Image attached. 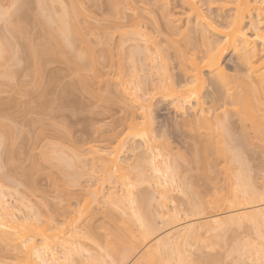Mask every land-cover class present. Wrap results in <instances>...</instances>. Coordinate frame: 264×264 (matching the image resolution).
Segmentation results:
<instances>
[{"label":"bare ground","instance_id":"bare-ground-1","mask_svg":"<svg viewBox=\"0 0 264 264\" xmlns=\"http://www.w3.org/2000/svg\"><path fill=\"white\" fill-rule=\"evenodd\" d=\"M75 1L77 0H71V4L70 2H68V4L70 5H67L66 2L63 3L64 1L62 0L60 1L39 0L40 6L41 7L43 6L42 7L43 9L38 6L42 10L41 11L42 13L40 11L39 12L43 17L42 19H44V22L42 19L41 22L44 23L43 24V26L45 25L44 28L48 30L46 32H48L49 38L50 37L51 39L54 38L53 41L55 40V42L52 44L53 41L52 42L50 41L52 45L49 44L48 47H45L46 44H44L43 42L41 43L43 44L44 47L42 46V44L40 45V43L37 44L36 46L40 45L43 47L40 48L39 46L40 49L38 48L37 53H40L41 55L42 53H46V51L52 52L56 49L58 50L62 49V51H64L65 54L69 56L72 55L73 56L72 58L75 59L74 62H76L77 64L80 63L83 64L87 62L86 64L90 65L93 68L96 65L95 61L97 57L95 58V56H97L98 53V51L96 53L97 47L102 46L101 48L108 51L106 55H110L108 54L111 51L110 41H113V39L116 37V36L114 37L113 35L115 31L113 30L111 31V29H114L117 31L115 33H117L116 35L118 36L116 37L118 39L117 46L125 48V50L128 49L129 47L127 51L129 52V56L128 57L125 56V59L131 57L134 60H136L134 56H137V54H141L144 52L146 57L149 56L152 59L154 57V52L155 53L157 52L160 55L161 63L163 65H166L167 60L168 62H170L169 60H171V56L174 55L175 57L174 59L176 60L181 70L182 80L181 82H178L176 80L169 79L162 86L158 87L161 90L160 93L162 96L161 98L171 99L172 106L173 108H176L177 111L178 110L184 111L183 109H185L187 105L188 106L191 105L190 108L191 110L190 112H188L189 115H191L190 116L191 119L189 120V122L192 123V121H194L193 126L195 125V127L199 124V127L198 126H197L198 128L196 127L198 131L200 127H203L205 129L204 132L197 131V133H195L192 142H190L191 144L190 156H185L183 155L184 153L178 154L186 162V164L183 163L184 161H182L179 156H178L179 157L178 160L176 156H175L176 158L174 157L175 158L174 160L177 161L174 162L177 163V165L175 164V166L176 167L178 166V173L181 175V178H183L182 179L183 184L182 183L181 184L182 186L184 185L185 195L187 196L186 200H188L189 202V203L187 202L190 207L188 209L191 211L192 217L194 218L186 223L177 226L172 230H169L167 233H164L163 235H158L156 237L154 236V234L161 229L160 227L161 223L159 229L157 227L159 223L157 225L155 219H159L161 217L162 219L160 218V220H162L163 223L165 222L166 225H168L167 223L172 224V222L175 221V219L176 220L180 219L179 216H177L178 210L173 212L171 209H169V206L166 208V206L168 205L167 199L170 200L169 198L170 193L168 195L169 190L168 188H166V184L170 182L169 179L174 181V177L175 174H177V172L175 173L172 164L168 165V163H167L168 166H164L166 168L161 169L162 167L160 168L159 164L155 162V158H154L155 156L154 157L151 156V159L149 158V156H147L149 158L148 161L150 160L148 166L149 167L151 166L150 167V169H152L151 172L155 173V174L152 173L153 174L152 177L150 176V174L147 175L153 178L151 179L153 181V184L155 182L157 187L158 186L161 187L159 191L160 193L159 197L161 198L160 204L163 203L161 205L163 206V210L157 211L156 213H153L152 211L154 208H152L150 203L153 200L151 199V196L155 194L154 193L155 190L153 192H151L152 190L150 189L148 190L152 193L151 196H149L147 192L146 193L148 195L146 193H142L141 195L140 194L141 191L139 192V194L142 196L141 197L139 195L140 203L142 202V206L140 203L138 204L139 206L136 203L137 201H139L137 200L139 198L135 199L137 197V194L134 195L136 196L135 198L134 197L132 198L131 196H130L131 198H129L127 197L128 196L127 194L126 197L130 202L126 203L127 198L124 199V196H121L126 194H120L116 190L115 191L110 190L111 192H109L108 194L106 193L107 195H105L104 197L105 205L107 204L109 208L115 207L116 210L118 209L117 212L119 211V213H122L123 215L127 214V212L125 211L127 204L131 203L132 206L131 208L133 209V207L135 206L133 205V203L135 202L134 204H136L138 207L135 206L136 208L134 207V211L131 214L136 217L134 218L131 214L129 215H131L135 219V222H137V220L139 222L136 224L134 223L135 229H133L131 228L132 224L126 223L127 224L126 225L123 221L125 220L128 222L130 218L129 215H127V217L128 216L129 217L128 218L126 217L128 219L126 220V218L123 219L124 217L120 214V217H122L121 220L119 215L117 216L116 214L117 212H113L112 209L108 210L107 207V209L103 212L104 218H108L110 220L112 218L115 219L116 218L115 214H116V216L120 218L119 220H121L118 222L116 218V220L114 221L117 224V228L115 227L116 226L115 223L112 222L114 225L112 226V228L115 227L114 229H116L117 232H119L120 230L118 246L116 248H114L116 244L112 246L113 248H110L109 246V249L111 250L109 251V253H106L107 255H105L104 253L106 252L107 249L106 250L104 249L105 250L104 251L102 248V250L104 251L103 252L104 256H102L99 259L97 264H198L196 263L195 260H197L196 258H199L198 260H200L201 255L200 257L194 258L195 260L193 259L192 261V259L186 254L187 250H185V248L188 247L187 245H190L193 242L199 245L200 247H208L216 251V249H218L220 246L223 247L224 243L226 245V240L228 238L227 234L229 235L233 231H236L237 229H241L244 227L245 228L250 227L251 232L254 231L255 233L254 236L256 237V239L255 240L253 239V241L244 239L246 240L244 241L246 243H243L244 245L242 244L240 246L237 245V248H240L241 246H244V248L246 247L245 249L247 250L245 249L243 250L246 252L247 257L253 264H264V244L261 243L259 238V232L261 230V226L264 225V219L261 218L262 208L259 198L260 192L264 190V69H261L260 66L261 57H264V40L251 39L250 41H248L245 39L244 36L239 34L241 29L247 32L249 28H254V31L249 33V37H254L257 34L255 29H260L264 31V28L261 27V17L262 15H264V9L260 7L261 0H162V1L154 0L155 4H153V7L155 5L158 6V2L160 3L159 6L157 7V10L159 8L162 9L165 7L162 10V15L166 19L165 21H160L159 18H157L156 16L154 17L151 14L150 17L149 15H146L149 14L147 12L148 10L145 11L147 13H144V10H146L145 8L147 6L143 4L144 7H142L141 4L142 7L141 8L140 5L136 3L139 2V0L138 1L135 0L136 2L134 0H107L105 5L107 6L106 9H108L107 14L111 13V15L107 16L105 14L106 18H102V19H104L105 25L106 24L111 25V26L110 25L106 26L107 28L106 30L109 29L108 28L109 26L111 29L109 30L110 32L105 30L104 35H102L103 37L100 36V34L97 33V31L90 32L91 29L86 30L87 27L85 28L83 26V23L84 25H86V23L88 24V19L90 18L88 15L90 14L87 15L83 9L84 7H82L81 5L82 3L81 4L78 3L81 1L79 0L78 2ZM19 2L21 4V1ZM54 3L60 4L59 5L60 10L58 9L57 11L54 10L56 8L55 6L58 5V4L55 5ZM22 4H24V2H22ZM221 4H239L240 7L238 9H235L232 7L216 6ZM154 8L156 9V7ZM154 8L149 10L150 13L151 11L152 13L154 12L153 11ZM17 11H19V9ZM55 11L56 13H54ZM237 11H239L240 14L238 29L232 32H226L223 30L217 31V28H222V26L227 25L228 22L233 17L234 13ZM5 13L7 12H4V14ZM8 14L9 13H7L6 15ZM1 15L3 14L1 13ZM97 18L95 17L96 20H98ZM209 20L211 21V24H208ZM97 22H99V20ZM55 24L56 26H54ZM18 25L22 26L21 23ZM213 25H215V27H213ZM102 26L101 28H103ZM18 27L15 28L17 29ZM17 30H19V28ZM86 32L87 34L92 33L94 37L96 36V38H94L95 40H93L95 41L93 42L94 44L85 38ZM77 41H81V44H84L82 45L83 47L81 49L78 48V43L80 42ZM140 41H142V43H140ZM143 43L145 44L143 45ZM1 44H3V41H1ZM2 49L6 52V55L8 54L7 52H10V50L8 49H7L8 51L5 50L6 46L5 48L3 47ZM120 50L118 51L121 52ZM125 50L124 52H126ZM101 51L99 52L100 56H101ZM191 51H193V53H192V57L190 58L187 56V54ZM228 52L229 53L233 52L234 56L236 57V59H231L232 64L230 65L229 64L227 65V63L229 62L223 64L224 55ZM10 54L11 53H9V55ZM104 55H102V58L104 57ZM164 55L169 58L165 59ZM11 57L9 56V58ZM122 60H124L123 57ZM133 61H131L132 62L131 65L133 64ZM120 62L122 61L120 60ZM127 62L128 61H126V63ZM83 67L80 68L84 70L85 67L84 68ZM132 67H134V65ZM88 68L89 67L86 66L87 71H89ZM134 70H136V68H134ZM163 71L165 72L163 73L161 71L163 74H165L163 76L169 78L168 76L169 70L165 68ZM122 72L120 71L119 73V77L121 78V80H119L118 83L121 86L120 87L117 86L118 87L117 91L122 93L121 94L122 99L129 101L131 105H133L132 107L135 106L133 113H138V114L140 113L143 116L144 121L137 122L135 121L136 118L132 117L130 121L127 123L129 130L126 133V135H124L125 133L123 134V132L121 133L119 131L118 132L116 131L112 134L109 133L107 137L110 140L118 139L119 142L118 147H113V149L111 150H104V149L101 151L99 150L100 152L96 151L97 149L92 150V151L95 150V153H97L100 159L102 160L103 163H101V165H103L106 172L105 178L107 176V179L110 178V180H115L113 179L114 177L113 175L116 174L117 172L119 173V171L117 170H122L124 168L123 162L119 160L118 152L120 151V148L123 145L124 141H126L125 140L127 138L126 136H129L132 141H135L137 138H140L139 140L141 141L144 140L145 142L143 141V143H145V145H148L149 146L148 148L150 150L152 149L150 146L154 144L156 141L158 142L159 140H157V138H160L159 137L160 134L159 135L155 134L153 136H150L151 133L153 132L152 130H150L148 126V122L150 119L149 114L152 113L151 110L152 102L151 103L148 102L149 99H155L156 95H152L151 92H149L150 91L149 88L148 90L142 86L143 85L142 79L139 76L138 79L136 78L137 76L135 75H131V77L133 78L131 77L128 78L127 76L128 79H125L127 73L124 72L126 73L124 76ZM133 72L135 74V71ZM10 73L12 74V71ZM134 76L136 79L134 78ZM205 89H207L206 91L207 94L205 93ZM189 115H187L188 117H186V119L189 118ZM199 122L202 123V126H200ZM200 130H202V128ZM192 133H194V131ZM133 144L135 143L133 142L132 145L130 144L132 148L134 147ZM138 146H141V143ZM144 147L146 148V146ZM132 148L131 150L133 151ZM134 149L137 150L138 147ZM141 149H143L142 152L147 150V149L144 150V148ZM171 151L170 153L172 154L173 151L172 152ZM147 152L148 150L146 151V153L145 152L144 153L147 154ZM76 155L78 154L76 153ZM142 155L145 156L144 154ZM48 158L50 157L48 156ZM143 159L142 161L144 162L147 161ZM126 161L124 160V162ZM178 161L181 163H178ZM140 163L137 164L140 165ZM129 164L135 165L136 163L135 164L129 163ZM164 164H165V160H164ZM182 164H184L185 166ZM64 165L65 167L67 166L65 163ZM140 166H136V167L133 166L135 168L134 171L135 170L138 171V172L135 171L136 173H134L135 174L134 177H131L132 173L130 172L129 173L131 175L129 173L124 175V177L125 176L128 177V181L125 180L127 177L124 179L122 175L124 174V172L122 174L119 173L117 175H121L120 177L118 176L119 179L122 177L123 179L122 181L124 182L125 180V182H127L126 184L130 187L132 185L133 186L136 185V183L138 185V182L141 181L140 184L145 182L146 184H148L147 188H149L153 184H149L152 182L148 176L145 177L147 171L143 170V172L145 171L146 173L140 171L143 168V166L140 168V170H138L139 168L136 169L137 167ZM175 166L174 168H176ZM183 166L188 167L189 170L187 168L184 169ZM133 167H131L132 170ZM181 168H183L184 170L181 171ZM82 170L84 171V169ZM66 171L67 173H69L68 170ZM184 171L185 173L182 174ZM187 171L189 172L192 171L195 174L193 173L188 177L189 174ZM64 174L65 173H63V175ZM117 175H115L116 178ZM68 176L69 175H67V177ZM111 176L113 177L111 178ZM162 177H164V181H161V179H163ZM79 179L78 181L76 180V182L79 183ZM129 180L132 181L129 182ZM67 181L73 182V180L69 181V177ZM127 189L129 188L127 187ZM98 190L95 191L99 193ZM126 191L128 192V190ZM96 192H94V194ZM89 193L90 192L88 191V194ZM145 194L150 199L147 198ZM130 195L133 194L131 193ZM153 197L156 198L155 196ZM146 198L149 200H147ZM160 198L157 199L160 200ZM63 199L60 200H62L63 202ZM65 199L67 200L68 198ZM94 200L95 199L91 200V197H89V199L86 198L83 201V203H79L81 205L77 204L78 208L74 211L75 215L74 214H72V216H70L71 214L68 215V217L70 216L69 219L64 220V223L66 224L61 223L60 225H58L55 224L56 221L53 222L54 216H49V214H47L48 215L47 217L43 214L45 216L44 219L39 218L40 217L39 216L34 221H32L34 219L32 217H35V215L32 216V214L31 215L29 214L31 217H25V221L23 219L24 222H21V220L19 222V219L16 217V214L11 209L10 205H8L6 199L0 195V242L2 240V242L3 243L5 242L6 244L4 245L1 242L2 246L4 245L6 247V249L3 252L4 253L6 252V256H9L7 255V253L10 255L11 253H15L17 256L21 255L23 258L20 260H23V262L20 261V263L23 264H43L45 257L49 261H54V264L59 263L58 261H60L61 259L59 258L60 260L57 261V257L59 256H56L57 255L56 253L48 252L43 255H39L38 253L41 251L43 247L46 246L47 248H49V246L55 240L60 238L62 239L63 242H69L70 245L72 244L75 245L77 243V247H79V250L82 249L83 247L82 244H80L81 245L80 246L77 240L79 238L80 241V237L76 236L78 232L76 233L73 228L74 226L72 227V225H75L74 223L77 220L81 222L80 220L81 215L82 216L86 215L89 218L87 220L85 218L84 220V225L87 222L86 228L90 230L89 232L93 233L94 235L98 234L99 228L96 224L94 225L95 222L93 221V219L95 217V213H93L92 211L93 206L91 207V205H93L91 203L92 202L94 203ZM144 200H147L148 202ZM145 202L149 204V207L150 206L151 207L150 208L148 206L145 207L146 204ZM66 205L67 204H65L64 206ZM67 206L68 207H66V209L69 208V205ZM174 209L176 210L177 208L174 207ZM110 210L112 211L110 212ZM29 219L32 222H27V220ZM101 220L103 221V223L105 222L102 218ZM122 221L125 224V225L123 224L124 226L120 224V222ZM117 222L121 225V228L120 226H118ZM106 224L108 225V223ZM51 225H54V227L57 228L59 232L50 233L49 231L51 229ZM107 227L109 228L110 225ZM108 228L105 229L108 230ZM100 233L103 234V232ZM93 234L92 236H94ZM79 235L80 234H78V236ZM89 236L91 235L89 234ZM105 236L103 237V239L101 238L102 236H99V238H101L103 241ZM152 236H154L155 238L153 239ZM95 237L96 236H94V238ZM151 238L153 240H150ZM97 239L98 238H96L95 240L98 243L99 239L98 240ZM105 241L106 243H108L107 245H109L110 240L108 239L107 242V239H105ZM115 241L116 240H114V242ZM227 243L230 244L229 241H227ZM236 243L237 242H235V244ZM73 245L72 247H74ZM97 245H101V246L104 245L105 248L108 247L107 245L105 246V242H101V244L99 242V244ZM231 246L230 248H232ZM97 247L99 248V246ZM70 248L71 247H69L68 249ZM74 248H76V245ZM99 250L101 249L99 248ZM65 251H66L64 252L65 257L63 256V258L64 259L67 258L68 261L72 260L71 256L73 254L68 255L70 251L69 252H67L68 250ZM228 252L230 251L228 250ZM70 253H73V248ZM66 254L70 256V258L68 256L66 257ZM244 254L242 258L246 256V254L245 255ZM95 256L97 257L98 254L97 255L95 254ZM211 256L213 255H210V257ZM91 257L89 256L87 258V261ZM96 257L94 259V254H93L92 259H94L95 261L97 259ZM16 259L14 260L17 262ZM64 259H62L63 263H64ZM201 259H203V257H201ZM83 260L84 261L81 260L83 264H86L87 261L85 259ZM90 261L91 259L89 260V262ZM61 262L62 261H60V263ZM89 262L87 264H89ZM96 262L97 260L95 261V263ZM218 262H216V264ZM9 263L11 264V262ZM211 263L215 264L214 261H211ZM16 264H19V262H17ZM71 264H75V263H71Z\"/></svg>","mask_w":264,"mask_h":264},{"label":"rangeland","instance_id":"rangeland-1","mask_svg":"<svg viewBox=\"0 0 264 264\" xmlns=\"http://www.w3.org/2000/svg\"><path fill=\"white\" fill-rule=\"evenodd\" d=\"M19 1H21V4ZM46 1H49V0H46ZM62 1H64L63 3L66 2L67 5L71 4V0H62ZM79 1L81 2H78V0L75 2H78L80 4L82 3L81 5L82 7H84L83 9L86 12V14L87 15L90 14L88 15L90 17L88 19V24L86 23L87 26L84 25V23H83V26L85 28L87 27L86 30L91 29L90 32L97 31V33H99L100 36L104 35V31L107 29L106 26L110 24L105 25V21L102 18H106V15L107 16L111 15V13L107 14L108 9H106L107 6H105L107 0H79ZM22 2H24V4H22ZM68 2H70V4H68ZM17 3H19L20 5ZM136 3H138L140 7H141V4H142V7H144V5L147 6L145 8L146 10H144V13L148 12L149 14H146V15H149V17L151 14L154 17L156 16L157 18H159L160 21L166 20L165 17L162 15V10L165 7L162 9L159 8L160 10L159 9L157 10V7L160 4L159 2H158V6L157 5L154 6L156 7V9L153 7V4H155L154 0L152 1L151 0H144V1L139 0V2H136ZM54 4L55 5L58 4L56 6L54 5L56 7L54 10L56 11L57 9L60 10V7H59L60 4L59 3H54ZM38 6L41 7L39 0H0V10H1L0 11V48L2 49L3 47L5 48L6 46L5 50L6 51L10 50V52H7L8 54L6 55V52L3 49H2L3 51L0 49V51H2L0 52V54L2 53L0 55L1 57L0 58V137H3L4 139V146L3 148H0V175H1L0 176V195L6 199L8 205H10L11 209L15 212L16 217L19 219V222L20 220L21 222H24L25 217H31L30 216L31 214L32 216L35 215L36 217V218L32 217L34 218L33 220L31 218L32 221L37 219V217L39 216H40L39 218L44 219L45 216L47 217L48 216L47 214H49V216H54L53 222L56 221L55 224H58V225H60L61 223H64V220L69 219V217L72 216V214L75 215L74 211L78 208L77 204L83 203V201L86 198L89 199V197H91V200L95 199L94 203L93 202L91 203L93 204L91 205V207L93 206L92 211L93 213H95V217L93 219L95 223L94 222L93 223L94 225L96 224L99 228V229L97 228L98 234L94 235L93 233L89 232L90 230L86 228L87 222L84 225L85 218L86 220L89 218L86 215L85 216L81 215V219H80L81 222L77 220L76 221L77 224L75 222L74 223L75 225H72V227L74 226L73 227L74 231L76 233L78 232L76 236L80 237L81 242L79 241V238L77 240H78L79 245L82 244L83 246L82 249L79 250V247H77V243L75 244L76 248H74L75 245L72 244L74 246L72 247V245H70L69 242H63L61 238L55 240L49 246L48 249H50L49 253L50 252L56 253L57 254L56 256H59L57 257V261L60 259H61L60 261H62L61 263L60 261H58L59 263H55V264H64L62 260L64 259L63 256L65 257L64 252H66L65 250H68L67 252L69 251L71 252L72 248H73V253H70V252L69 254L67 253L68 255L73 254L72 255L73 257L71 256L72 260H70L71 263L83 264L82 262L84 261L83 259L87 261V258L89 256L90 257L92 256L90 259L91 261L92 260L94 261L96 257L95 254L96 255L98 254V256L96 257L97 258L96 263H95L96 260L94 262L93 261L89 262L90 259L86 262V264L88 262L89 264L90 263L97 264L99 259L102 256H104L103 252L106 249H107L106 252H104L105 255H107L106 253H109V251L111 250L109 249V246L110 248H113L112 246L115 244L116 245L114 248L118 246L120 230L119 232H117L116 229H114L115 227L117 228V224L114 221L116 220V218L118 222L122 220V217H120V214L124 217L123 219H125L127 215L131 214L134 211V207L139 206L138 204L140 203V196L142 195V193L147 192L149 196H151L152 195L151 192L155 190L154 191L155 194L151 196V199L153 200L150 203V205L152 206V208H154L153 210L151 208V210L153 211V213L163 210V206H161L163 203L161 202L162 204H160L161 198L159 197L160 196L159 191L161 187L159 186L157 187L155 182L153 184V181L151 180L153 179L151 177L153 176V174H155L154 172H151L152 170L150 169L151 166L150 167L148 166V163L150 161V160L148 161V159L149 158L151 159V156L152 157L155 156L154 157L155 162L159 164L160 168L162 167L161 169L166 168L164 166H168L172 164L173 169L175 170V173L177 172V174H175L174 181L169 179L170 182L166 184V188H168V190L170 191V192L168 191V195L170 193V197H169L170 200L167 199L168 205L166 206V208L169 206V209H171L173 212L178 210L177 216H179V218L181 219V220L175 219V221H173L172 224L167 223L168 225H166L165 222L163 223L162 220H160L161 217L160 218L156 217V218H159V219H155V221L157 222V225L159 223L157 227L159 228L160 223H161V226H160L161 229L159 228L160 230L158 229L159 231H157L156 232L157 234L155 233L154 236L156 237L158 235H163L164 233H167L169 230H172L176 228L177 226L183 223H186L194 218L192 217L191 211L188 209L190 207L188 205L189 203L188 200H186L187 196L185 195L184 185L182 186L183 178H181V175L178 173V166L177 167L175 166V164L177 165V163H174L177 161H175L174 159L176 157H177V160L179 157L181 158V156L178 155L180 153L181 154L184 153L183 155L185 156H190V146H191L190 142H192V139L195 133H197L198 130L196 129V127L197 126L199 127V124L197 123L198 125L195 127V125L193 126L194 121H192V123L189 122V120L191 119L190 118L191 115H189L188 112H190L191 110L190 109L191 105L189 106L187 105L185 109H183L184 111L182 110L177 111L176 108H173L171 99L161 98L162 97L160 94L161 90L158 87L162 86L169 79H173L178 82H181L182 80L181 70L176 60L174 59L175 58L174 55L171 56V60H169L170 62H168L167 60L166 65H163L161 63L160 55L157 52L156 53L154 52V57L157 56L158 54V56L155 57L156 59L154 57L152 59L149 56H148L149 58L146 57L145 52L141 53L143 55L137 54L138 57L134 56V58L137 61L131 57L127 58L129 56V52H127L129 47L128 49L125 50V48L117 46L118 39L116 37L118 36L116 35L117 33H115L117 31L114 29H111L110 28L111 25L108 27L109 29L106 31H109L110 29L111 31L112 30L115 31L113 35L114 37L115 36L116 37L114 38L115 41L114 39L113 41H110L111 51L109 50L110 52L108 53L110 55H106L108 51L101 48L102 46L97 47L96 53L97 51L98 53H97V56H95V58L97 57L95 61L96 65L94 64L95 68L94 67L92 68L90 65L86 64L87 62L85 61H84L85 63L83 64L82 63L77 64L76 62H74L75 59L72 58L73 56L70 55L71 56L70 57L69 55L65 54L64 51H62V49H60L61 51L58 49L52 52L46 51V53H42L40 55V53H37V52H38L39 46L42 44L41 42L46 44L45 47H48V45L49 44L52 45L55 42V40L53 41L54 38L53 39H51V37L49 38V34L48 32H46L48 30L44 28L45 25L43 26L44 19H42L43 17L41 15L42 13L41 8L43 6L41 8H39ZM152 7L154 8L153 10L154 12L152 13L151 11L150 13L149 10L153 9ZM18 9L19 11H17ZM3 11L9 14L6 15L7 13L4 14ZM56 11L54 13H56ZM1 13L3 15H1ZM15 13L16 14L18 13V14L16 15ZM95 17L96 18L98 17L97 19L99 20V22H97L98 20H96ZM99 18H101L102 21ZM41 19L43 20V22H41ZM16 23L18 24L21 23L22 26ZM54 26H56V24ZM101 26L103 28H101ZM15 27H18L19 30H17L18 28L16 29ZM88 34L87 32L85 33L86 35L85 38L88 39L92 43L95 42L93 40H95L94 38H96V36L94 37L92 33L91 34L88 33ZM1 41H3V44H1ZM50 41L51 42L53 41L52 44ZM81 41H77V42H80L78 43L79 49H81L83 47L82 45H84V44H81ZM39 43L40 45L36 46ZM140 43H142V41H140ZM144 44L145 43H143V45ZM42 46H40V48L44 47ZM118 50H120L121 52H119ZM124 50L126 52H124ZM100 51H101V56L99 55ZM9 53L11 54L9 55ZM104 53L106 56L104 55ZM118 53H121L122 55ZM192 53L193 51L189 52L187 56L191 58ZM102 55H104L103 58H102ZM9 56L10 57L12 56V57L9 58ZM125 56H127L126 57L127 59H125ZM122 57L124 60H122ZM167 58L169 57L165 56V59ZM231 59H236L233 52L226 53L223 58V64L224 63L226 64V62H229L227 63V65L232 64ZM120 60L122 62H120ZM125 60L128 61L127 62L128 64L126 63ZM131 61H133L132 65H131L132 63ZM232 61H235V60H232ZM119 63L121 66L123 65L124 66L121 67ZM125 65H127L128 67L129 66L132 67L134 65V67L128 68ZM83 66L85 67V69H86V66L89 67L88 68L89 71H87V69L83 70L82 68H80ZM134 68H136V70H134ZM165 68L169 70L168 72L169 78L166 76H163L165 75L163 74L165 73L163 71ZM9 71L10 72L12 71V74ZM120 71L121 72L123 71L122 73L124 76L126 73L129 74V75L126 74L125 76L126 78L123 77L125 79L130 78L131 75L137 76L136 77L137 79L140 77L143 83L142 86L145 87L146 89L149 88L150 89L149 92H151L152 95H156L155 99H149V102H148V103L152 102L151 103V110H152L151 114L152 115L149 114L150 119L148 122V126L150 130H152L153 133L155 132L154 134L151 133L150 136H153L155 134L156 135L160 134L159 135L160 138H157V140L159 141L158 142L156 141L157 143L155 142L152 145L149 144L151 145L150 147L152 148L151 149L152 151H151L148 148L149 146L143 143L144 140L141 141L139 140L140 138H137L135 142V141H132L129 136H126L128 139L127 138L125 139L124 137L126 141H124L123 145L120 148V151L118 152L119 160L123 162L124 168L122 170H117V171H119V173L121 174L124 172V174H122L123 177L125 174L129 172L132 173L131 177H134L135 176L134 173L138 171L135 170L136 171L135 172L134 171L135 168L133 166L136 167V166L141 165L140 167L136 168V169L139 168L138 170H140V168L143 166V168H146V169L142 168L140 171L141 172H143V170L147 171V173L145 171L143 172V173H146L145 177L148 176L147 174H150L151 176V177L148 176L152 182L149 184H153V185L151 186L149 185L150 186L149 188H147L148 184H146L145 182L140 184L141 181L138 182V185L136 183V185L134 186L133 185L131 187L128 186L126 184L127 182H125V180L128 181V177L125 176L124 179L126 177L127 178L123 182L122 177L119 179L121 175H117L119 174L117 171H116L117 172L116 174L114 175L112 174V175L114 177L115 175H117L118 179L116 177L114 178L113 176H111V178L113 177V179L115 180H110V178H108L109 179L108 181L107 176L105 178V175H106L105 169L103 165H101V163H103L102 160L100 159L98 154L95 153V150L92 151L93 149H97L96 151H99V150L101 151L103 149L111 150L113 149V147H118L119 146L118 139L110 140L107 137L108 134L109 133L112 134L116 131L117 132L119 131L121 133L123 132V134L125 133L124 135H126V133L129 130L127 123L130 121L132 117L136 118L135 121L137 122L144 121L143 116L140 113L139 114L133 113L135 106L132 107L133 105H131L129 101L122 99L121 98L122 93L117 91L118 90L117 86L119 87L121 86L118 83L119 80H121V78L119 77ZM133 71H135V74ZM206 74H207V71H206ZM206 91L207 89H205V93ZM187 115H189V118L186 119V117H188ZM200 126H202V123H200ZM201 128L202 130H200ZM204 130L205 129L203 127L199 128V131L204 132ZM193 131L194 133H192ZM133 142L135 144H133L134 147L132 148L130 144L132 145ZM140 143H141V146L143 147L138 146L140 145ZM144 146H146V148ZM137 147L139 150L134 149ZM140 147L144 148V150L148 148L147 154H145L147 150L144 151L145 152L144 153L142 152L143 149H141ZM131 148L133 149V151L131 150ZM139 151H141L142 153ZM170 151L172 152V154L170 153ZM75 152L78 155H76ZM142 154H144L146 157L149 156V158L148 157L146 158ZM48 156L50 158H48ZM53 156H55L56 158ZM142 159L147 160V161L144 162L142 161ZM124 160L125 161L127 160L126 161L127 163L124 162ZM136 160L139 162H137ZM164 160H165V164H164ZM181 160L184 161L182 158ZM64 163L67 165L66 167ZM129 163H132V164L136 163V164L131 165ZM137 163L138 164L140 163V165H138ZM178 163H181V162L178 161ZM183 163L186 164L185 161ZM128 165L133 167V170ZM174 166L176 168H174ZM186 168L188 169V167H184V169ZM82 169H84V171ZM184 169L181 168V171ZM66 170H68L70 174L67 173ZM114 170H115V167H114ZM192 171L190 172L187 171L189 174L188 177L194 173ZM62 172L65 174L63 175ZM76 172H79V173H76ZM184 173L185 171L182 174ZM161 174H162V171H161ZM67 175H69L68 176L69 181L73 180V182L67 181L68 180ZM73 176L75 177V179ZM77 178L78 179L80 178L79 183L76 182V180L78 181ZM162 178L163 179H161V181H164V177ZM130 181L132 180H129V182ZM64 182L66 185L64 184ZM71 185H74V186H71ZM67 187H69L70 189ZM127 187L130 190L127 189ZM131 188L132 189L134 188L133 191ZM144 188H145V191H144ZM149 189L152 191L151 192L148 191ZM95 190L96 191L98 190L99 193H97ZM110 190L111 191L116 190L120 194H126V195H121V196H124V199L127 197L135 198L136 196L134 195L137 194V197L135 199L139 198L137 199L139 201L136 202L138 206L134 204L135 203L134 202L133 205L135 206L132 209L131 203H129L130 205L127 204L125 208V211L127 212V214L125 215H123L122 213H119V211L117 212L118 209L116 210L115 207L109 208L107 204L105 205L104 197L109 192H111ZM126 190H128V192ZM88 191L90 192L89 194H88ZM140 191H141L140 193L141 195L139 194ZM94 192L96 193L94 194ZM131 193L133 195H130ZM74 196H75V199H74ZM153 196H155L156 198H154ZM77 197H78V200H77ZM65 198H68V199L66 200ZM157 198H160V200ZM60 199H63V202ZM126 200H127L126 203L130 202L128 201V198ZM147 200H144V201L148 202ZM66 202H68L69 204ZM65 204L69 205L70 209L69 208L66 209V207L68 206L67 205L64 206ZM140 204L142 206V202ZM146 206L149 207V204L146 203L145 207ZM107 207H108V210L112 209L113 212H117L116 214L117 216L119 215L121 220H119L120 218L117 217L116 214H115L116 218L114 217L115 219L112 218L110 220L108 218H104L103 212L107 209ZM174 207L177 209L175 210ZM113 208L115 209V211ZM184 208L185 210L186 209L187 210L185 211ZM112 210H110V212ZM68 215L70 216L68 217ZM131 215H129L130 218L133 216ZM133 217L135 218L136 216H133ZM133 217L131 219L129 218V220L126 218L128 222L125 220L123 221L125 224L126 223L132 224L131 228L135 229V224L138 223L139 221L136 219L137 222H135V219ZM101 218L105 221L104 223L101 220ZM29 220H27V222H32L31 220L30 221ZM108 221H111V222H108ZM123 221L120 222L122 226L125 225ZM112 222H114L116 225L113 228L112 226L114 225ZM106 223H108V225ZM120 224L118 223V226H120L121 228ZM109 225L110 227L108 228L107 226ZM105 228H108V230ZM99 230L100 232H103V234H101ZM49 232L56 233V232H59V230L55 228L54 225H51V229ZM78 234L83 235V236H80V235L78 236ZM89 234L91 236L93 234L96 237L95 238L94 236L91 237L89 236ZM254 234H255L254 231L251 232L250 227L248 228L244 227L241 229H237L236 231H233L229 235L227 234L228 236L226 240L227 247L224 243L225 247L220 246L218 249L214 248L216 249V251L208 247H200L199 245L192 242L190 245H187L188 247L186 246L187 247L185 248V250H187L186 254L192 259V261L194 258L200 257L201 255V257H203V259L205 260L201 259V257H200V260H198L199 258H196L197 260L194 259L196 263L198 264H200V261H201V264H212L211 261H214L215 264L218 261L219 262L217 264H253L247 257L246 252L243 250L246 247L244 248V246H241L240 248H237V245L240 246L243 243H246L244 241H246L247 239L249 241H253V239L255 240L256 237L254 236ZM98 235L102 236L101 237L102 239L105 235L107 237L105 236L104 240L102 241V239L99 238ZM154 236H152L153 239L155 238ZM96 238L99 239L97 240L100 242V244L101 242H105V246L108 244L106 243L105 239H107V242L109 239L110 241H109V245H107L108 247L105 248L104 245L102 246L97 245L99 244V242L98 243L96 242L95 240ZM152 238L150 240H153ZM114 240L116 241L114 242ZM227 241H229L230 244H228ZM1 242H0V264H7V263L10 264L9 262H11V264H14V263L16 264L17 262H19V264H23V263H20V261L23 262V260H20L23 258L21 255L17 256L15 253H11V255L7 253V255L9 256H6V252L5 253L3 252L6 249V247L4 246L6 244L5 242L4 243L2 242V244H4L3 245L4 247H3ZM235 242L237 243L235 244ZM229 245L230 246L233 245L231 246L232 248H230ZM97 246H99L101 250H99ZM69 247L71 248L68 249ZM102 248L103 250L104 249L105 250L103 251ZM228 250L230 252H228ZM237 252L241 254V257H240V254ZM9 253H10V250H9ZM244 253L246 254V256H244L245 259L242 258ZM67 254H66V257L68 256ZM93 254H94V259H92ZM210 255H213V256L210 257ZM68 257L70 258V256ZM6 259H7V262H6ZM10 259L11 260L13 259L12 261L14 262H12ZM14 259H16L17 262Z\"/></svg>","mask_w":264,"mask_h":264},{"label":"snow or ice","instance_id":"snow-or-ice-1","mask_svg":"<svg viewBox=\"0 0 264 264\" xmlns=\"http://www.w3.org/2000/svg\"><path fill=\"white\" fill-rule=\"evenodd\" d=\"M218 7H232L235 9H238L240 7L239 4H221V5H216ZM260 7L264 9V0H261ZM239 11L235 12L231 20L228 22L227 25L222 26V28H217V31H226V32H232L234 30L238 29L239 25ZM208 24H211V21H208ZM215 27V25H213ZM261 27L264 28V15L261 17ZM254 28H249L247 32L243 31L242 29L240 30L239 34L244 36L246 40L250 41L251 39H256V40H264V31L260 29H255L256 35L254 37H249V33L253 32ZM223 47V46H221ZM260 66L261 69H264V57H261L260 60ZM251 67V64H250ZM131 134V133H129ZM4 146V139L3 137H0V148H3ZM260 198V204H261V218L264 219V190H262L259 194ZM259 238L262 244H264V225L261 226V230L259 232ZM50 249H48L46 246L41 249V251L38 253L39 255H43L45 253H48ZM43 264H54V261H49L46 257L43 261ZM64 264H70V261L65 258Z\"/></svg>","mask_w":264,"mask_h":264}]
</instances>
